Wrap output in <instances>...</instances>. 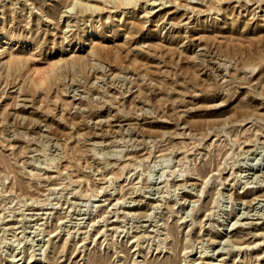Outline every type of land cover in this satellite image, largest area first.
<instances>
[{
    "label": "rangeland",
    "instance_id": "rangeland-1",
    "mask_svg": "<svg viewBox=\"0 0 264 264\" xmlns=\"http://www.w3.org/2000/svg\"><path fill=\"white\" fill-rule=\"evenodd\" d=\"M75 1L0 0V264H264V0Z\"/></svg>",
    "mask_w": 264,
    "mask_h": 264
},
{
    "label": "bare ground",
    "instance_id": "bare-ground-1",
    "mask_svg": "<svg viewBox=\"0 0 264 264\" xmlns=\"http://www.w3.org/2000/svg\"><path fill=\"white\" fill-rule=\"evenodd\" d=\"M75 1V0H74ZM101 1V0H100ZM104 1H108V0H104ZM112 2H114L115 5H117L118 7H125L127 6H132L133 2H137V0H111ZM156 1V0H155ZM212 1V0H211ZM216 1H224V0H216ZM77 4L79 3V0L75 1ZM150 2L149 0H147V3ZM83 3V1H82ZM110 3V2H109ZM127 3V4H126ZM154 3V2H153ZM217 3V2H216ZM2 7V6H1ZM136 7V6H135ZM3 8V7H2ZM88 9V8H87ZM3 10V9H2ZM95 11V10H94ZM122 12V11H121ZM133 13V10L131 11ZM69 13V12H68ZM130 13V12H129ZM129 13L127 12V14L129 15ZM70 14V13H69ZM121 14V13H120ZM146 15H149L151 13H145ZM123 15V14H122ZM111 17V16H110ZM110 17L108 19H110ZM63 18V17H62ZM67 20L70 17H66ZM127 22V24H124V22L122 23V29L124 28V30H126L127 27H130L129 31H124V36L125 38H129L130 36H132L133 34H135V32H139L141 30V28L139 27V24L136 21L132 20H126L125 23ZM114 23V22H113ZM113 23H109V28L110 29L113 25ZM143 26V25H142ZM68 28V25H67ZM99 29V27H98ZM122 29H119V31H121ZM97 30V29H96ZM113 30V29H112ZM108 31V30H107ZM118 31V30H117ZM65 33V32H64ZM90 34L92 35V37H94L95 31L91 30ZM98 34V33H97ZM88 34H85L84 36H87ZM116 35V34H115ZM119 35V34H118ZM13 36V35H12ZM117 36V35H116ZM121 37V36H120ZM125 40V39H124ZM78 41L81 43L82 40L81 38H78ZM83 43V42H82ZM11 46L10 44V38L7 35L4 34H0V70L3 68H11L14 65H18V64H22L23 62L20 61V59L16 58L12 53H9L8 49ZM69 46V45H68ZM155 47V46H154ZM87 48V47H86ZM103 54H107L110 55L108 51H104V48L102 46L99 45H95L94 47H92L90 49V51L86 52V54H82V55H77V56H72L68 59H62L60 61H58L55 65L59 64V63H64L66 65H70V66H78V65H84V66H89V65H93V63L97 60V58L101 57ZM74 55V54H73ZM111 56V55H110ZM109 56V57H110ZM114 57V55H113ZM111 58V57H110ZM117 57H115L116 59ZM118 59V58H117ZM119 60V59H118ZM95 65V63H94ZM92 67V66H91ZM34 82V80L32 81ZM36 82V81H35ZM37 85V83H36ZM23 119V118H22ZM11 255V254H10ZM13 255V254H12ZM14 257V256H13ZM10 259V258H9ZM13 260V259H12ZM11 260V261H12ZM20 261V260H18Z\"/></svg>",
    "mask_w": 264,
    "mask_h": 264
}]
</instances>
